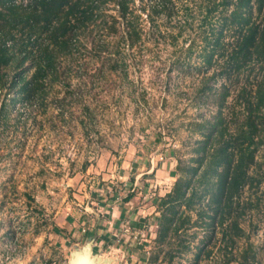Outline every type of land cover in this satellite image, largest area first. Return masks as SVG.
<instances>
[{"label": "rangeland", "instance_id": "obj_1", "mask_svg": "<svg viewBox=\"0 0 264 264\" xmlns=\"http://www.w3.org/2000/svg\"><path fill=\"white\" fill-rule=\"evenodd\" d=\"M174 2L172 19L139 18L141 42L129 49L121 41L116 52L124 22L109 1L103 12L116 18L117 33L100 28L82 38L85 47L66 74L81 98L59 104L65 89L55 84L47 107L34 109V121L19 104L0 118V264H264V145L248 171L257 181L230 208L240 237L225 230L226 220L210 239L209 230L188 228L164 243L155 240L160 198L172 189L178 165L195 166L194 124L214 110L192 99L201 76L197 56L184 71L173 66L190 41L200 47L202 0ZM261 78L253 74L248 82ZM245 80L234 85L223 111L232 128L245 115L237 98ZM193 232L190 249L179 253ZM224 232L232 235L227 247Z\"/></svg>", "mask_w": 264, "mask_h": 264}, {"label": "trees", "instance_id": "obj_2", "mask_svg": "<svg viewBox=\"0 0 264 264\" xmlns=\"http://www.w3.org/2000/svg\"><path fill=\"white\" fill-rule=\"evenodd\" d=\"M109 1L124 22L116 52L121 41L129 49L141 42L139 18L141 23L153 22L162 14L170 20L175 10V0H149V4L138 0L137 15L132 6L135 9V0H0V118L5 119L9 107L19 104L21 115L34 121V109L47 107L55 84L65 89V95L55 99L59 104L81 98L79 88L78 93L70 90L66 74L85 47L82 38L86 40L100 28L117 33L116 18L103 12ZM199 8L200 47L190 41L181 49L182 61L175 60L173 66L184 71L197 56L200 63L195 69L201 76L192 99L200 108L214 110L199 115L194 124L199 135L194 150L197 156L192 159L195 166L182 170L178 165L172 189L160 198L155 239L159 243L179 237L180 231L188 228L209 230L210 239L226 220L231 225L225 230L232 229L233 235L240 237L241 229L237 219H231L230 208L240 191L257 181L248 171L256 165L255 154L264 145V0H202ZM190 13L185 9L184 25H188ZM108 66L115 69L117 61L108 62ZM253 74L262 78L251 84L248 79ZM244 77L237 98L245 115L232 128L223 111L232 88ZM196 236L193 232L179 253L188 251ZM231 236L223 233L226 247ZM204 239L207 236L201 238L203 244ZM202 250H198L196 260ZM224 258L225 263L233 261L231 252H225Z\"/></svg>", "mask_w": 264, "mask_h": 264}, {"label": "built area", "instance_id": "obj_3", "mask_svg": "<svg viewBox=\"0 0 264 264\" xmlns=\"http://www.w3.org/2000/svg\"><path fill=\"white\" fill-rule=\"evenodd\" d=\"M50 264H56V263L52 262V263H50Z\"/></svg>", "mask_w": 264, "mask_h": 264}]
</instances>
